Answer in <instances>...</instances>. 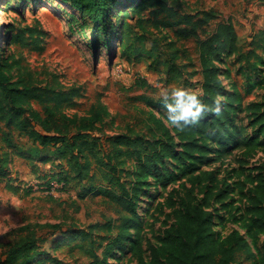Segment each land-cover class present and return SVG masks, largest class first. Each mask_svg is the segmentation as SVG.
I'll list each match as a JSON object with an SVG mask.
<instances>
[{
	"label": "rangeland",
	"instance_id": "374dc122",
	"mask_svg": "<svg viewBox=\"0 0 264 264\" xmlns=\"http://www.w3.org/2000/svg\"><path fill=\"white\" fill-rule=\"evenodd\" d=\"M183 1L192 14L204 11L217 14L199 29L201 38L211 34L219 21L228 18H232L239 33L241 51L225 53L214 59V63L220 68L225 91L238 90L242 94V109L235 112V125L226 131L233 139H229L223 149L218 141H212L211 146L221 150L214 149L213 159L199 167L216 171L219 179L232 185L229 198L212 206L215 229L221 237L234 230L243 234L256 256L252 260L243 256L232 264H260L264 232L253 239L248 231L253 214L250 189L258 173L264 176V148L247 144L245 138L253 136L256 129L246 107L264 100V46L257 48L250 58L246 53L255 47V37L259 40L257 34L264 29V0ZM148 11L144 10V16H148ZM137 18L131 8L115 6L109 14L108 33L101 29L94 34L90 17L70 3L0 0V59L6 65L12 57L22 58V64L41 73H55L66 86L80 87L70 113H86L97 97H101L114 117L131 104L150 108L141 97L157 101L164 89L183 87L201 94L203 77L196 38L178 41L173 29L159 31L150 25L143 34ZM29 29L34 31L33 36ZM18 34L22 37L13 42ZM126 35L131 38L124 45ZM106 37L110 40L108 44ZM11 73L15 74V70ZM138 79H146L151 87H138ZM32 107L40 109L37 104ZM151 109L165 119L166 111L159 107ZM107 132L111 133L109 129ZM94 134L101 135L100 132ZM11 137L10 150L15 154L6 171L0 173V253L20 236L22 226L31 224L48 241V250L28 264H88L101 257L110 240L95 226L108 218L118 219V215L99 187L101 182L109 186L96 165L84 179L71 176L67 181L65 170L69 168V154H56L51 146L42 155L27 136L15 131ZM190 176L159 184L151 179L153 183L139 205V211L145 215L142 242L147 257L149 242L158 244L165 223L174 222L170 217L172 209L161 210L162 203L171 194L180 203L191 186ZM109 264H137L134 243L128 240L117 248Z\"/></svg>",
	"mask_w": 264,
	"mask_h": 264
},
{
	"label": "trees",
	"instance_id": "16d2710c",
	"mask_svg": "<svg viewBox=\"0 0 264 264\" xmlns=\"http://www.w3.org/2000/svg\"><path fill=\"white\" fill-rule=\"evenodd\" d=\"M61 1L87 14L94 34L101 29L108 33L111 10L115 6H124L136 12L137 24L143 34L148 32L150 25L159 31L173 29L178 41L196 38L203 77L200 98L211 105L217 96L224 97L222 115L209 112L199 125L180 132L167 126L160 113L157 115L151 109L159 107L166 111L161 99L154 101L146 96L141 99L146 100L150 108L131 104L132 107L125 112L118 111L114 117H111L101 97L96 98L86 113H70L73 98L79 96L80 87L66 86L55 73L34 70L22 64V58L12 57L6 65L0 59V173L6 171L13 160L12 154L15 153L10 148L15 131L33 141L42 155L51 146H54L56 154H69V168L65 170L67 181L71 176L84 179L96 165L109 186L101 182L99 187L105 191L118 219L108 218L105 223L96 224L95 227L110 241L106 243L102 256L88 264H109L116 249L128 240L134 243L137 264H232L243 256L247 260L255 259L251 245L243 234L234 230L221 237L215 229L212 206L229 198L232 185L219 179L216 171L199 167L213 159L211 153L214 149L220 151L229 139H233V135L226 131L235 125V112L242 109V94L238 90L225 91L219 75L220 68L214 63V59L225 53L241 51L239 33L232 18L219 21L211 34L201 38L199 29L217 14L213 11L192 14L186 10L183 0ZM147 9L149 14L144 16L143 12ZM29 32L30 36L34 33L32 29ZM257 35L260 39L255 37V47L246 53L248 58L256 54L257 48L264 46V29ZM20 36L22 34L15 36L13 42H18ZM130 38L126 35L124 45L129 43ZM105 42H110L108 37ZM12 70L15 74L11 73ZM136 85L151 87L146 79H138ZM33 104L40 109L33 108ZM246 109L256 129L253 136L245 138V142L264 148V100L250 103ZM108 129L111 133L107 132ZM95 132L101 135H95ZM214 140L219 142L221 149L211 146ZM187 174H191L188 179L191 186L182 201L178 203L171 194L162 203L161 210L172 209L170 217L174 218V222L165 223L158 244L149 242L147 257L142 242L145 215L139 211L140 201L152 185L151 179L159 184ZM254 182L250 189L253 214L248 231L253 239L264 232L263 174L258 173ZM184 187H187L185 183ZM20 233L0 253V264H28L48 250V241L38 234L34 225L22 226ZM259 263L264 264V240Z\"/></svg>",
	"mask_w": 264,
	"mask_h": 264
},
{
	"label": "clouds",
	"instance_id": "9594fccd",
	"mask_svg": "<svg viewBox=\"0 0 264 264\" xmlns=\"http://www.w3.org/2000/svg\"><path fill=\"white\" fill-rule=\"evenodd\" d=\"M160 99L166 110V125L180 132L199 125L209 112L221 116L224 107L220 96H217L209 105L202 101L197 91L183 87L164 89L160 94Z\"/></svg>",
	"mask_w": 264,
	"mask_h": 264
},
{
	"label": "crops",
	"instance_id": "0c3cea01",
	"mask_svg": "<svg viewBox=\"0 0 264 264\" xmlns=\"http://www.w3.org/2000/svg\"><path fill=\"white\" fill-rule=\"evenodd\" d=\"M240 45V43H238ZM165 120V119H164Z\"/></svg>",
	"mask_w": 264,
	"mask_h": 264
},
{
	"label": "bare ground",
	"instance_id": "6f19581e",
	"mask_svg": "<svg viewBox=\"0 0 264 264\" xmlns=\"http://www.w3.org/2000/svg\"><path fill=\"white\" fill-rule=\"evenodd\" d=\"M127 1V0H126ZM130 2V1H129Z\"/></svg>",
	"mask_w": 264,
	"mask_h": 264
}]
</instances>
